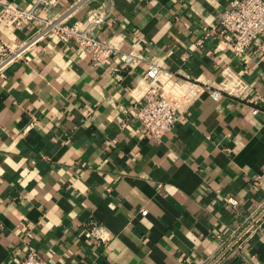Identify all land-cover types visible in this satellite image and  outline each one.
I'll list each match as a JSON object with an SVG mask.
<instances>
[{
	"label": "crops",
	"instance_id": "obj_1",
	"mask_svg": "<svg viewBox=\"0 0 264 264\" xmlns=\"http://www.w3.org/2000/svg\"><path fill=\"white\" fill-rule=\"evenodd\" d=\"M230 3L86 0L73 20L102 5L97 34L142 58L119 74L75 40L0 22V264L31 247L53 264H264V34L241 53L207 35ZM155 64L168 97L202 86L160 140L129 112ZM227 74L247 97H212Z\"/></svg>",
	"mask_w": 264,
	"mask_h": 264
},
{
	"label": "built area",
	"instance_id": "obj_2",
	"mask_svg": "<svg viewBox=\"0 0 264 264\" xmlns=\"http://www.w3.org/2000/svg\"><path fill=\"white\" fill-rule=\"evenodd\" d=\"M85 1L74 0L57 15H51L50 11L58 0H35L27 8L15 3H1L0 22L13 29L34 26L35 31L31 39L35 41L51 35L63 41L75 40L89 53L94 65H104L112 59L110 71L117 74L138 65L142 58L135 52H124L118 45L106 41L97 34L96 29L105 23L110 14L102 5L88 9L86 20H73ZM230 4L224 11L219 25L208 31L207 35L216 33L222 35L235 52L241 53L264 34V0H231ZM0 50L5 52L4 45L0 46ZM169 78L170 75L165 73L161 65H153L144 79L148 83L144 101L135 104L129 110L141 130L156 140H160L174 128L202 91V86L198 82L187 77L182 92L177 97H168L164 85L165 80L168 81ZM229 80L231 75L227 74L222 90L215 89L211 92L214 99H220L223 91L242 98L248 96L249 86L242 77L237 76L233 81ZM258 111L256 107L254 113ZM224 199L233 207L239 204L238 199L232 194L225 195ZM98 228L94 227V232L98 233ZM20 264L53 263L47 261L35 247H31Z\"/></svg>",
	"mask_w": 264,
	"mask_h": 264
}]
</instances>
